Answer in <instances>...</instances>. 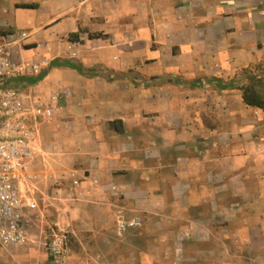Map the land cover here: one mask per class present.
I'll return each mask as SVG.
<instances>
[{
	"label": "crops",
	"instance_id": "obj_1",
	"mask_svg": "<svg viewBox=\"0 0 264 264\" xmlns=\"http://www.w3.org/2000/svg\"><path fill=\"white\" fill-rule=\"evenodd\" d=\"M0 46L42 65L9 82L28 102L66 92L18 185L29 229L43 196L88 256L117 236L128 264H154L157 239L264 264V111L240 90L264 77V0H0ZM31 252L1 249L0 264H42Z\"/></svg>",
	"mask_w": 264,
	"mask_h": 264
},
{
	"label": "built area",
	"instance_id": "obj_2",
	"mask_svg": "<svg viewBox=\"0 0 264 264\" xmlns=\"http://www.w3.org/2000/svg\"><path fill=\"white\" fill-rule=\"evenodd\" d=\"M41 67L33 61H15L9 49L0 46V250L24 245L30 237L27 211H34L36 203H24L18 185L34 158L36 122L51 118L59 99L66 95L57 91L28 102L21 89L9 84L15 78L39 75ZM127 226H138V221L131 220ZM44 247L48 264H68L71 249L65 234L53 232Z\"/></svg>",
	"mask_w": 264,
	"mask_h": 264
},
{
	"label": "rangeland",
	"instance_id": "obj_3",
	"mask_svg": "<svg viewBox=\"0 0 264 264\" xmlns=\"http://www.w3.org/2000/svg\"><path fill=\"white\" fill-rule=\"evenodd\" d=\"M42 198L36 199L38 208L36 211L35 216L32 220V225L30 226V237L28 238V241L21 246H12L7 247L6 250H9L10 248H27L31 250L32 252V258L29 261V263L34 262V260L38 263L39 259L41 257H44L42 260V264H48V254L47 250L44 247V241L50 237V235L53 232L56 233H63L66 235L69 247L71 249V255L69 258L68 264H71V262H75V264H128L129 260L131 259L129 256L125 255H119L115 254L113 255V252H119L122 248L130 247V240L123 241L117 238V236H114V240L110 243L108 246V249H106V255L101 256H88L85 252V246L88 244L91 245V243L85 239V238H78L75 236V234L68 229H63L62 227L56 226L53 224L52 220H54V217L52 214H49L48 212H51V210L54 209V207L48 202V200H45L43 196ZM53 218V219H52ZM83 237V233H82ZM160 239H163V237H158ZM101 243V242H100ZM106 245L108 243L105 242ZM125 244V245H124ZM145 246V242L143 240H140V245ZM171 244V242H170ZM101 244H98L100 246ZM104 245V244H103ZM105 246V245H104ZM173 246V245H172ZM176 247L170 248L169 246H166V241L157 239L156 241V248H157V256L154 257L155 261L154 264H209L207 261L209 257L207 256L204 261H199L201 259H204L203 256H181L180 254H177L179 252V245L176 243ZM196 246H193L195 248ZM204 247V246H201ZM178 250V252L175 250ZM188 248V247H187ZM192 248V247H190ZM189 249V248H188ZM169 250L174 251L173 255L167 256L165 253ZM20 254V253H19ZM141 261L144 262L145 257H141ZM216 261V257H215ZM216 263V262H215Z\"/></svg>",
	"mask_w": 264,
	"mask_h": 264
},
{
	"label": "trees",
	"instance_id": "obj_4",
	"mask_svg": "<svg viewBox=\"0 0 264 264\" xmlns=\"http://www.w3.org/2000/svg\"><path fill=\"white\" fill-rule=\"evenodd\" d=\"M17 6L19 8L29 9H34L37 7L36 4H20ZM68 40L78 41V34H69ZM72 68H74L78 73H82L80 68H75L74 66H72ZM240 90L242 93L243 102L246 105L256 107L264 111V77L246 74V82L240 87Z\"/></svg>",
	"mask_w": 264,
	"mask_h": 264
}]
</instances>
